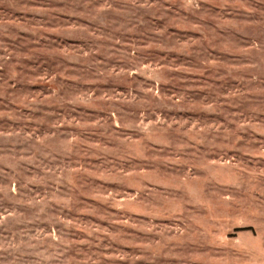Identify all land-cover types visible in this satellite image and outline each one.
I'll use <instances>...</instances> for the list:
<instances>
[{"label": "rangeland", "instance_id": "1", "mask_svg": "<svg viewBox=\"0 0 264 264\" xmlns=\"http://www.w3.org/2000/svg\"><path fill=\"white\" fill-rule=\"evenodd\" d=\"M0 264H264V0H0Z\"/></svg>", "mask_w": 264, "mask_h": 264}]
</instances>
